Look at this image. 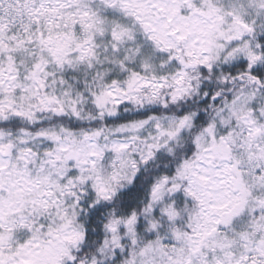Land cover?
Masks as SVG:
<instances>
[{
    "label": "snow or ice",
    "instance_id": "snow-or-ice-1",
    "mask_svg": "<svg viewBox=\"0 0 264 264\" xmlns=\"http://www.w3.org/2000/svg\"><path fill=\"white\" fill-rule=\"evenodd\" d=\"M0 264H264V0H0Z\"/></svg>",
    "mask_w": 264,
    "mask_h": 264
}]
</instances>
